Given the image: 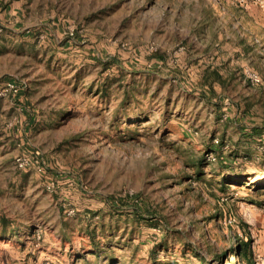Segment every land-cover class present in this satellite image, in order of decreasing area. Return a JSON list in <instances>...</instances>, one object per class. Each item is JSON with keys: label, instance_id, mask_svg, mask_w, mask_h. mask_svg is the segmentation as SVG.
Wrapping results in <instances>:
<instances>
[{"label": "rangeland", "instance_id": "374dc122", "mask_svg": "<svg viewBox=\"0 0 264 264\" xmlns=\"http://www.w3.org/2000/svg\"><path fill=\"white\" fill-rule=\"evenodd\" d=\"M260 71V0H0V264L251 260Z\"/></svg>", "mask_w": 264, "mask_h": 264}, {"label": "trees", "instance_id": "16d2710c", "mask_svg": "<svg viewBox=\"0 0 264 264\" xmlns=\"http://www.w3.org/2000/svg\"><path fill=\"white\" fill-rule=\"evenodd\" d=\"M138 210L137 207H133L134 213ZM137 213V212H136ZM135 213V214H136ZM137 217V215H136ZM102 228V227H101ZM87 235L89 239L91 240L92 247H98L99 241H95V236L96 230L95 228L87 231ZM101 250V249H100ZM231 254L238 260V261H245V264H252V257L251 260L249 259V256L252 253L251 247H250V242H238L235 245H233L231 248H229ZM93 252L95 251L94 249L92 250ZM197 256L200 258V263L199 264H214L213 259H206L205 257L200 256L196 251H194ZM222 256H216L214 260L220 261ZM108 264H113V259L109 261Z\"/></svg>", "mask_w": 264, "mask_h": 264}, {"label": "built area", "instance_id": "2783aa9c", "mask_svg": "<svg viewBox=\"0 0 264 264\" xmlns=\"http://www.w3.org/2000/svg\"><path fill=\"white\" fill-rule=\"evenodd\" d=\"M260 6L264 8V0H260ZM248 77L255 81L258 80V75L256 73L248 74ZM12 90H15L14 85L11 83H7L4 89V94ZM36 164H38V160L29 156H23L16 159V167H18L19 169H27ZM252 264H264V255H261L258 252H253Z\"/></svg>", "mask_w": 264, "mask_h": 264}, {"label": "crops", "instance_id": "0c3cea01", "mask_svg": "<svg viewBox=\"0 0 264 264\" xmlns=\"http://www.w3.org/2000/svg\"><path fill=\"white\" fill-rule=\"evenodd\" d=\"M261 73H264L262 71H260ZM261 84H259L258 86H254L253 87V91H252V96H255L256 98L261 97L260 101L258 103H260L261 106L258 107V103L256 104H251L247 105V108L250 110V113L253 114V112L255 111L256 114H262L264 113V82H260ZM20 95L19 90L16 91L15 95ZM254 97V98H255ZM34 159H36L34 156H32ZM34 166V165H33ZM25 170V169H22ZM258 253H260L261 255H264V250L262 251H258Z\"/></svg>", "mask_w": 264, "mask_h": 264}]
</instances>
